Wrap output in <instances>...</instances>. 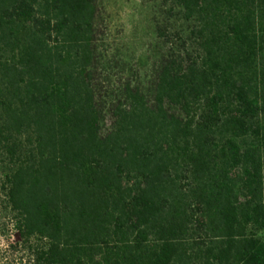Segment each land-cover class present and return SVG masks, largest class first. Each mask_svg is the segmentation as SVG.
<instances>
[{"label": "trees", "instance_id": "trees-1", "mask_svg": "<svg viewBox=\"0 0 264 264\" xmlns=\"http://www.w3.org/2000/svg\"><path fill=\"white\" fill-rule=\"evenodd\" d=\"M150 8L134 67L99 0H0L3 193L35 264H264V0Z\"/></svg>", "mask_w": 264, "mask_h": 264}, {"label": "rangeland", "instance_id": "rangeland-1", "mask_svg": "<svg viewBox=\"0 0 264 264\" xmlns=\"http://www.w3.org/2000/svg\"><path fill=\"white\" fill-rule=\"evenodd\" d=\"M156 0H99L100 38L111 45L120 64L128 57V65L134 67L154 47L153 4ZM124 61V62H123ZM130 67V66H128ZM3 164H0V264H35L33 252L27 246L16 227L12 211L6 205L3 193Z\"/></svg>", "mask_w": 264, "mask_h": 264}]
</instances>
